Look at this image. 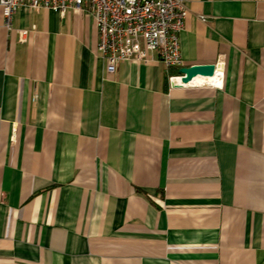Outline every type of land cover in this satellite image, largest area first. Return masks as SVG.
Masks as SVG:
<instances>
[{
    "label": "crops",
    "instance_id": "crops-1",
    "mask_svg": "<svg viewBox=\"0 0 264 264\" xmlns=\"http://www.w3.org/2000/svg\"><path fill=\"white\" fill-rule=\"evenodd\" d=\"M186 6L183 67L220 86L109 74L84 13L0 9V264H264V0Z\"/></svg>",
    "mask_w": 264,
    "mask_h": 264
},
{
    "label": "built area",
    "instance_id": "built-area-1",
    "mask_svg": "<svg viewBox=\"0 0 264 264\" xmlns=\"http://www.w3.org/2000/svg\"><path fill=\"white\" fill-rule=\"evenodd\" d=\"M188 0H0L3 23L11 29L12 16L21 9L50 10L61 17L68 11L91 18L98 33L97 51L106 72L123 61L147 64L152 55L166 68H182L179 35L188 14ZM205 22L204 17H199ZM28 31L21 29L23 39ZM216 72L214 78L220 76ZM212 86L220 84L208 83Z\"/></svg>",
    "mask_w": 264,
    "mask_h": 264
},
{
    "label": "water",
    "instance_id": "water-1",
    "mask_svg": "<svg viewBox=\"0 0 264 264\" xmlns=\"http://www.w3.org/2000/svg\"><path fill=\"white\" fill-rule=\"evenodd\" d=\"M221 65H191L182 67L178 70V76L171 77L169 84L172 88L183 86H195L199 78L212 79L215 77L216 72H219Z\"/></svg>",
    "mask_w": 264,
    "mask_h": 264
},
{
    "label": "bare ground",
    "instance_id": "bare-ground-1",
    "mask_svg": "<svg viewBox=\"0 0 264 264\" xmlns=\"http://www.w3.org/2000/svg\"><path fill=\"white\" fill-rule=\"evenodd\" d=\"M197 83H213V84H217L218 83V79L217 78H212V79H205V78H199L196 80Z\"/></svg>",
    "mask_w": 264,
    "mask_h": 264
},
{
    "label": "trees",
    "instance_id": "trees-1",
    "mask_svg": "<svg viewBox=\"0 0 264 264\" xmlns=\"http://www.w3.org/2000/svg\"><path fill=\"white\" fill-rule=\"evenodd\" d=\"M176 69H177L176 74H178V70H179L180 68H176Z\"/></svg>",
    "mask_w": 264,
    "mask_h": 264
}]
</instances>
